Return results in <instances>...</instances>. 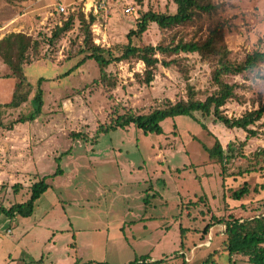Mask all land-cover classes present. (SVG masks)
<instances>
[{
    "label": "rangeland",
    "instance_id": "1",
    "mask_svg": "<svg viewBox=\"0 0 264 264\" xmlns=\"http://www.w3.org/2000/svg\"><path fill=\"white\" fill-rule=\"evenodd\" d=\"M213 1L219 14H203L169 30L150 23L142 37L131 39L132 45L202 42L217 23H223L231 61L241 63L249 54L264 52V0ZM63 2L65 14L55 10L53 0H0V40L23 33L39 44L23 65L32 86L28 101L16 109H0L6 127L33 112L37 82L45 79L42 115L12 130L0 127V207L15 202L11 192L6 196L11 185H25L18 203L29 199L31 184L42 178L47 177L50 186L36 200L32 215L0 214V264L9 255L13 261L21 256L29 264H74L75 254L85 262L95 258L106 264H128L149 255L160 264H185L178 253L182 240L186 248L194 249L207 238H202V231L213 216L239 217L241 210L235 209L264 199V168L259 170L264 158L254 163L240 156L264 150V119L253 127L257 137L242 145L244 131L226 128L213 115L194 114L226 152L229 144L235 149L223 176L221 166L207 160L201 145L213 146L214 138L190 117L165 120L160 135L144 134L134 126L104 132L125 113L147 115L167 101L187 100L188 83L198 91L196 99L204 101L216 89L215 62L196 53L158 54L160 60L176 63L170 68L160 63L149 85L144 82L145 65L137 59L100 68L88 59L91 43L104 49L106 57L120 56L128 34L147 11L175 13V4L172 0ZM68 21L72 29L55 40V31ZM88 35L92 41L86 42ZM69 70L72 73L66 76ZM225 80L236 85V99L223 107L229 118L264 105V65ZM18 82L0 58V105L11 102ZM58 166L63 175L52 178ZM246 182L250 194L232 200L233 192ZM70 210L78 218L70 220ZM247 222L245 230L262 220ZM215 226L212 247L195 248L189 264H254L253 250H230L222 226ZM87 230L97 233L95 248L82 245L88 237L81 238V232Z\"/></svg>",
    "mask_w": 264,
    "mask_h": 264
},
{
    "label": "trees",
    "instance_id": "2",
    "mask_svg": "<svg viewBox=\"0 0 264 264\" xmlns=\"http://www.w3.org/2000/svg\"><path fill=\"white\" fill-rule=\"evenodd\" d=\"M176 5L175 13H157L154 11H147L140 19L137 29L131 30L128 34L129 42L124 47L123 53L120 56H113L108 53V57L105 55V50L99 46L91 43L88 50L91 51V55L88 57L90 60L96 61L100 68H107L110 64L121 63L129 61L131 59H137L145 65L144 82L149 85L154 81L155 70L158 65L165 68H170L176 63L175 60H160L157 55L165 54H192L196 53L201 56L204 61L215 62L212 66V82L216 89L214 93L209 95L204 101L196 99L198 91L188 83L187 85V100H179L172 103L167 101L163 108H158L147 115L135 114L132 112L125 113L124 115L115 118L108 127L103 128L104 132L116 131L118 129H126L130 126H134L136 129L141 130L144 134H157L163 133L162 123L169 118H177L180 116H186L194 119L201 128L212 136L215 140L214 145L207 147L202 144V149L207 153V160L213 161L214 164H219L222 168V176L226 174L227 168L225 165L226 160L233 158L232 145H228V151L222 147L221 142L217 137H214L213 133L208 127L199 122L195 118L196 112H201L205 116L213 115L215 119L223 124L228 129H240L247 134L246 141L242 143L245 145L247 140L255 138L258 132L253 127L264 119V105H261L258 109L247 111L239 118H229L223 111V107L228 101L236 99L235 93L236 85L229 84L225 78L228 76H238L245 72L254 71L260 64L264 65V52L256 51L247 55L244 62L237 63L230 60L231 51L229 50L225 42V24L217 23L213 29L210 30L208 37L205 41H180L177 45L172 46H152L146 45L144 47H138L132 45L131 39L133 37L140 38L148 30L149 24L154 23L160 30L174 29L180 26H184L193 22L196 17H201L203 14L214 15L219 14L220 7L213 0H172ZM94 18L91 17V23ZM73 23L68 21L65 26L58 28L53 38L58 39L61 34L70 31ZM86 42L92 41L91 35L86 36ZM38 42L33 41L31 37L23 33H11L0 40V58L12 71V76L19 79L10 103L0 105V109L6 108H19L22 104L28 101L31 94L32 86L28 83L26 76L23 72V65L27 63L29 59V51L38 50ZM85 60L83 59V62ZM72 70L65 73L69 76ZM45 81L44 78H40L37 82V91L32 100L34 110L27 116H22L19 119L12 122L9 127H6L2 121L0 113V127L12 130L17 124L32 123L43 113L44 107V91L42 84ZM1 112V111H0ZM231 153L228 155L227 153ZM69 154V153H65ZM242 159L249 161H261L264 158V150L256 151L252 156L240 155ZM60 163V158L57 159ZM264 168L260 166L259 170ZM63 175V171L58 166L56 172L51 175L52 178ZM249 183L246 182L240 189L233 192L231 195L232 200L241 201L244 197L250 194ZM21 185L16 183L12 186L14 193L19 192ZM50 188L47 183V177L42 178L38 182L34 183L30 189V199L22 204H14L9 209L0 207V214L5 213L7 216H13L18 214L21 216H30L35 210V202ZM257 190V189H256ZM242 209L243 211H251L254 218L246 219L241 217H228L223 215L218 218L212 217L213 222L208 223L202 231V238H204L215 225H224L227 236V243L230 244V250L236 251H248L253 250L255 252L253 263L264 264V199L251 201L246 204H242L240 208L234 211ZM230 210V209H228ZM241 210V213H242ZM249 220H262L259 223V230H245L244 225H247ZM249 225V223H248ZM183 230V229H182ZM242 231V232H241ZM246 231V233H243ZM237 236V237H236ZM236 237V238H233ZM184 241L182 240L181 246L183 247ZM217 254V253H215ZM215 254L211 256L215 257ZM149 256L141 257L130 264H160L162 261H154L146 263ZM211 260H207L210 262ZM76 264H80L77 262Z\"/></svg>",
    "mask_w": 264,
    "mask_h": 264
},
{
    "label": "crops",
    "instance_id": "3",
    "mask_svg": "<svg viewBox=\"0 0 264 264\" xmlns=\"http://www.w3.org/2000/svg\"><path fill=\"white\" fill-rule=\"evenodd\" d=\"M61 2L65 5V2H63V0H61ZM175 8H176V5H175ZM56 9V8H55ZM176 10V9H175ZM18 184V183H17ZM20 185H21V189L19 190V192H17V193H14L13 192V190H12V186L13 185H11L10 186V188H8V191L6 192V196H7V199L9 198V195L8 194H10V192H11V196H12V199H11V201H15L14 203H10V204H8V205H4L3 207L5 208V209H9L10 207H12L14 204H22V203H25V202H27L29 199H30V195H31V193H29V199L27 198L28 196H25L26 198H27V200L25 201V202H16V199L17 198H19L20 197V193H22V191H24L23 189H24V187H25V185H22L21 183H19ZM33 184H31V186H32ZM24 186V187H23ZM227 204V203H226ZM246 204V203H245ZM233 208V207H232ZM240 210H242V209H240ZM235 212V211H234ZM69 219L70 220H72L73 218H74V216H75V219L76 218H78V216H76L75 214H74V212H72L71 210L69 211ZM249 216H251L252 217V212L249 210V211H243L242 210V213H241V216H239V217H241V218H244V220H246V219H251V217H249ZM253 218V217H252ZM69 224H71V225H73V222L72 221H70V223ZM219 226V225H218ZM220 226H222V230H223V233H222V235L226 238V240H227V236H226V234H225V230H226V228H225V226L224 225H220ZM247 226H248V224H247ZM215 227H217V226H213L211 229H210V231H209V233L206 235L207 236V238L205 239V241L204 242H202L201 244H199V245H197L195 248H207V249H209V248H211L212 247V243H213V237H214V230H215ZM251 230V231H254V230H259V223L258 224H253L252 223V225L250 226V228H247L246 230ZM218 230V229H217ZM95 232H98V229L96 228V230H95ZM242 232V231H241ZM243 233H246V231H243ZM81 238H85V237H88L87 238V240H86V242H85V244H82V245H86L88 248H95L96 246H97V240L96 239H98V237H97V233L95 234V233H93L91 230H87V231H83V232H81ZM92 236V238H89V236ZM205 236V237H206ZM237 237V236H236ZM236 237H233V238H236ZM210 243L208 246H206L205 244L206 243ZM185 244V243H184ZM75 247V246H74ZM195 248L194 249H188V248H186L185 246H183L182 248H180V249H182L183 250V252H180V249L178 250V253L180 254V255H183L184 257L182 258V259H184L183 260V262L185 263V264H189L192 260H193V257H195L196 256V251H195ZM190 251V252H189ZM177 253V254H178ZM215 253H218V251H216ZM214 253V254H215ZM216 255V254H215ZM186 256L188 257V259H189V261H186ZM75 257H76V261H79V263L80 264H106L107 262H105V261H103V260H96L95 258H91V260H87L86 262L83 260V258H79V256L77 255V254H75ZM13 258H12V256H10L9 255V258H7V262H5V264H29V263H27V261H25V259H23V258H21V256L20 257H17V260L16 261H13L12 260ZM158 259H156V258H151V256L149 255V259L146 261V263H151V262H154V261H157ZM208 260H212V258L209 256V258H208ZM76 261H75V263L74 264H76ZM134 262V261H133ZM130 263H132V262H129L128 264H130Z\"/></svg>",
    "mask_w": 264,
    "mask_h": 264
},
{
    "label": "built area",
    "instance_id": "4",
    "mask_svg": "<svg viewBox=\"0 0 264 264\" xmlns=\"http://www.w3.org/2000/svg\"><path fill=\"white\" fill-rule=\"evenodd\" d=\"M54 1V6H55V10L59 13V14H65L67 7L61 2V0H53ZM126 12L131 13L132 12V8H127ZM210 243H206L205 245L208 246ZM186 261H189L188 257L186 256Z\"/></svg>",
    "mask_w": 264,
    "mask_h": 264
}]
</instances>
